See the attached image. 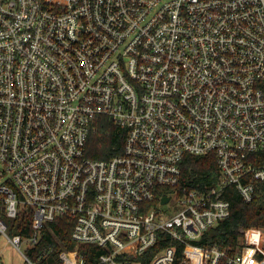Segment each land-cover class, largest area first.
Instances as JSON below:
<instances>
[{"label":"built area","instance_id":"built-area-1","mask_svg":"<svg viewBox=\"0 0 264 264\" xmlns=\"http://www.w3.org/2000/svg\"><path fill=\"white\" fill-rule=\"evenodd\" d=\"M102 118L127 136L99 160ZM208 154L216 185L184 186ZM260 184L264 0H0V234L27 264L60 218L61 264H175L178 245L184 264H264L251 231L236 254L192 244L231 216L228 188L251 202Z\"/></svg>","mask_w":264,"mask_h":264},{"label":"trees","instance_id":"trees-1","mask_svg":"<svg viewBox=\"0 0 264 264\" xmlns=\"http://www.w3.org/2000/svg\"><path fill=\"white\" fill-rule=\"evenodd\" d=\"M126 131L119 129L107 118H102L91 134L87 156L93 159H110L123 153ZM182 184L190 189L203 190L216 185L218 176L217 157L214 154L205 156H187L182 165ZM225 197L231 203V216L217 226L209 229L199 241L192 244L202 248L217 247L231 254L238 253L243 247L250 244L245 232L255 229H264V184H260L251 202H246L235 187L225 192ZM11 235L26 236V218L19 217L10 224ZM73 220L57 219L43 231L41 242L29 251L30 259L37 264H61L60 254L64 250L75 247L71 239ZM170 244H160L162 249ZM158 249V250H159ZM184 245L177 246V261L175 264H184ZM81 252L88 255V263L93 261L99 250L94 247H81ZM221 264H227L223 261Z\"/></svg>","mask_w":264,"mask_h":264},{"label":"rangeland","instance_id":"rangeland-1","mask_svg":"<svg viewBox=\"0 0 264 264\" xmlns=\"http://www.w3.org/2000/svg\"><path fill=\"white\" fill-rule=\"evenodd\" d=\"M250 237L257 247L264 248V229L252 230ZM22 251H26L25 245H22ZM0 264H27L22 254L15 250L2 234H0Z\"/></svg>","mask_w":264,"mask_h":264},{"label":"water","instance_id":"water-1","mask_svg":"<svg viewBox=\"0 0 264 264\" xmlns=\"http://www.w3.org/2000/svg\"><path fill=\"white\" fill-rule=\"evenodd\" d=\"M169 202V198H164L163 200H162V203L163 204H167Z\"/></svg>","mask_w":264,"mask_h":264}]
</instances>
